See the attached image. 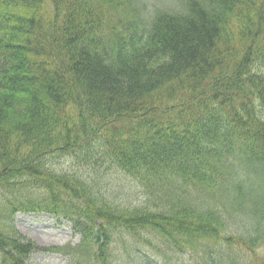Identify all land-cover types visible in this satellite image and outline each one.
<instances>
[{
  "label": "trees",
  "instance_id": "obj_1",
  "mask_svg": "<svg viewBox=\"0 0 264 264\" xmlns=\"http://www.w3.org/2000/svg\"><path fill=\"white\" fill-rule=\"evenodd\" d=\"M17 213L68 222L79 241L49 250L76 264L246 263L232 246L264 245V0H0V264L39 249Z\"/></svg>",
  "mask_w": 264,
  "mask_h": 264
},
{
  "label": "rangeland",
  "instance_id": "obj_2",
  "mask_svg": "<svg viewBox=\"0 0 264 264\" xmlns=\"http://www.w3.org/2000/svg\"><path fill=\"white\" fill-rule=\"evenodd\" d=\"M178 0H171L172 5L176 3ZM112 175V176H111ZM105 177L109 179V183L112 185L114 193L118 196H133L135 189L130 183L129 177L123 175L120 172H112V174ZM109 177V178H108ZM133 184V183H132ZM15 227L16 229L26 238L32 240L38 248L43 249H52L55 246H61L67 242L75 243L77 241V237L73 235L71 231L70 224L54 219L48 215L44 214H23L17 213L15 218ZM154 244L159 249H164L160 246L162 243L159 238H152ZM222 244V243H221ZM225 244V243H223ZM244 248V246L239 247L237 244L232 246L238 253V259L243 256L244 264H264V245L260 244L255 257H249L250 253L246 250H242L240 253V249ZM166 251V249H164ZM249 250V249H248ZM170 258L163 257L162 253L156 254L154 256L157 258L160 264H175V261L179 259L175 256V253L167 252ZM189 255L185 254V257H179L180 259H185V261L180 260V264H192V262L188 259ZM134 262L133 259H130V264ZM28 264H74L72 259L63 256L62 254H56L51 250H36L30 255Z\"/></svg>",
  "mask_w": 264,
  "mask_h": 264
}]
</instances>
